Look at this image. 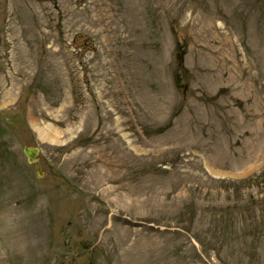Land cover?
<instances>
[{
  "label": "rangeland",
  "instance_id": "obj_1",
  "mask_svg": "<svg viewBox=\"0 0 264 264\" xmlns=\"http://www.w3.org/2000/svg\"><path fill=\"white\" fill-rule=\"evenodd\" d=\"M0 264H264V0H0Z\"/></svg>",
  "mask_w": 264,
  "mask_h": 264
},
{
  "label": "water",
  "instance_id": "obj_2",
  "mask_svg": "<svg viewBox=\"0 0 264 264\" xmlns=\"http://www.w3.org/2000/svg\"><path fill=\"white\" fill-rule=\"evenodd\" d=\"M24 152H25L26 156L29 158V162L34 163V162H36V157L39 154L40 150H39V148L26 147L24 149ZM37 168L40 169L41 167L39 165H37Z\"/></svg>",
  "mask_w": 264,
  "mask_h": 264
},
{
  "label": "bare ground",
  "instance_id": "obj_3",
  "mask_svg": "<svg viewBox=\"0 0 264 264\" xmlns=\"http://www.w3.org/2000/svg\"><path fill=\"white\" fill-rule=\"evenodd\" d=\"M45 138H47V139H49L50 141L54 142V139L51 138V137H49V136H47V137H45ZM108 166H109V168H110L111 164H108Z\"/></svg>",
  "mask_w": 264,
  "mask_h": 264
}]
</instances>
